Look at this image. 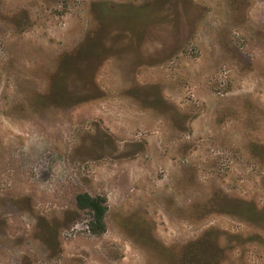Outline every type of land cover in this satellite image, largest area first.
<instances>
[{
    "label": "rangeland",
    "instance_id": "rangeland-1",
    "mask_svg": "<svg viewBox=\"0 0 264 264\" xmlns=\"http://www.w3.org/2000/svg\"><path fill=\"white\" fill-rule=\"evenodd\" d=\"M196 246L264 264V0H0V264Z\"/></svg>",
    "mask_w": 264,
    "mask_h": 264
},
{
    "label": "trees",
    "instance_id": "trees-1",
    "mask_svg": "<svg viewBox=\"0 0 264 264\" xmlns=\"http://www.w3.org/2000/svg\"><path fill=\"white\" fill-rule=\"evenodd\" d=\"M76 204L82 210H88L92 219L90 229L95 234H101L106 230V215L108 212L107 198L102 195H92L88 192H79L76 195ZM245 206V207H244ZM241 206L246 211H251L247 205ZM195 252V253H194ZM189 256H185L183 262L197 264L202 259V253H205L201 247L196 246L195 251ZM212 261H217V254L213 255Z\"/></svg>",
    "mask_w": 264,
    "mask_h": 264
}]
</instances>
